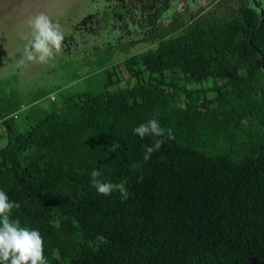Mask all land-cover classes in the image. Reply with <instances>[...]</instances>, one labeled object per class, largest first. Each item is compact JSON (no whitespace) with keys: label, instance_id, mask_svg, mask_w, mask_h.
Wrapping results in <instances>:
<instances>
[{"label":"trees","instance_id":"1","mask_svg":"<svg viewBox=\"0 0 264 264\" xmlns=\"http://www.w3.org/2000/svg\"><path fill=\"white\" fill-rule=\"evenodd\" d=\"M249 2L145 54L154 82L58 103L14 138L3 122L0 190L20 205L11 218L43 237L48 264L96 241L64 264H264V0H251L260 14ZM201 74L225 81L213 98L176 89ZM152 118L174 139L144 161L153 139L133 129ZM248 120L260 134L245 148ZM93 170L129 198L98 194Z\"/></svg>","mask_w":264,"mask_h":264},{"label":"rangeland","instance_id":"2","mask_svg":"<svg viewBox=\"0 0 264 264\" xmlns=\"http://www.w3.org/2000/svg\"><path fill=\"white\" fill-rule=\"evenodd\" d=\"M113 1L0 0V117L16 114V119L6 120L11 126V138L25 132L27 125L29 127L44 117L58 103L154 82L152 76L156 75L151 76L142 64L145 54L156 51L161 43H168L186 26L188 28L197 21L210 23L228 16L242 2L168 0L165 11L159 13L151 24L139 25L138 22L150 13L145 1L134 6L131 16L122 20L105 18ZM41 12L61 25L65 37L61 53L47 64L28 62L23 56L27 44L24 37L30 32L26 21ZM86 15H90L92 28L88 23H80ZM98 24L101 27H97ZM19 52L22 55L15 56ZM224 83L223 79L212 80L201 74L195 84L182 81L174 84L176 89L195 90L205 99H211L215 93L213 87ZM178 95V99L184 96L182 91ZM242 128L240 138L247 148L245 137L253 140L259 136L260 130L251 120ZM6 137L7 133L1 136L0 147ZM96 244L97 241L85 246L67 244L65 249L68 252L63 253L61 264L77 251L93 248ZM55 257L59 258L60 254Z\"/></svg>","mask_w":264,"mask_h":264},{"label":"clouds","instance_id":"3","mask_svg":"<svg viewBox=\"0 0 264 264\" xmlns=\"http://www.w3.org/2000/svg\"><path fill=\"white\" fill-rule=\"evenodd\" d=\"M249 7L258 14L262 11L251 0ZM26 24L30 32L24 37L27 40L24 59L39 64H47L55 59L62 51L65 38L61 25L42 12L30 17ZM133 131L141 139H153L152 145L145 149L144 161L150 160L152 154L160 150L165 138L174 139L172 130L161 127L155 118L135 127ZM139 179L142 180L143 177ZM91 184L98 194L105 197L118 192L121 199L126 200L130 195L124 182H105L102 173L97 170L91 173ZM19 207V203L10 201L8 195L0 190V264H48L44 255V240L39 231L22 227L19 220L11 218L12 210Z\"/></svg>","mask_w":264,"mask_h":264},{"label":"flooded vegetation","instance_id":"4","mask_svg":"<svg viewBox=\"0 0 264 264\" xmlns=\"http://www.w3.org/2000/svg\"><path fill=\"white\" fill-rule=\"evenodd\" d=\"M141 1H145L149 5L150 13H152V11H153L152 3L154 2V0H114L112 3L113 5L111 7H109V12L107 13L106 11H104V12H106L105 18H107V19L115 18L116 20H122V18H127V17L131 16V11H133L134 6L139 5V3ZM150 13H148V14H150ZM86 17H88V19L83 21V19ZM144 18H142V19H144ZM90 19H91L90 15H86L85 17L82 18L80 23L81 24L82 23L83 24L88 23V25H90V27L92 28L93 22ZM104 21L105 20L103 19L102 22H104ZM97 27H101V25L98 24Z\"/></svg>","mask_w":264,"mask_h":264},{"label":"built area","instance_id":"5","mask_svg":"<svg viewBox=\"0 0 264 264\" xmlns=\"http://www.w3.org/2000/svg\"><path fill=\"white\" fill-rule=\"evenodd\" d=\"M11 118L16 119L17 118L16 114H10V115L4 116L3 118H0V134L2 131H4L3 122Z\"/></svg>","mask_w":264,"mask_h":264},{"label":"water","instance_id":"6","mask_svg":"<svg viewBox=\"0 0 264 264\" xmlns=\"http://www.w3.org/2000/svg\"><path fill=\"white\" fill-rule=\"evenodd\" d=\"M19 54H20V56L22 55V53L19 52V53H16L15 56H19ZM6 61H7V60H6Z\"/></svg>","mask_w":264,"mask_h":264}]
</instances>
